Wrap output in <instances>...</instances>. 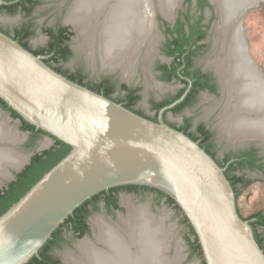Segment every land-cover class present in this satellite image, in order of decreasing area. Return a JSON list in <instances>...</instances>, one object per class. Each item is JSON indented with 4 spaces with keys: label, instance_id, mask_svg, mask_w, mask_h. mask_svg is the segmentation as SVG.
<instances>
[{
    "label": "water",
    "instance_id": "water-1",
    "mask_svg": "<svg viewBox=\"0 0 264 264\" xmlns=\"http://www.w3.org/2000/svg\"><path fill=\"white\" fill-rule=\"evenodd\" d=\"M209 1L217 16L214 29L217 22H225L228 3L222 0L221 6ZM232 1L238 7L237 1L230 4ZM251 10L239 11L233 22L240 26L234 34L241 33ZM243 34L245 43L236 47V53L231 52L232 45L237 46L233 38L226 45L223 68L230 83L242 88L245 84L252 90L256 78L251 68L258 67L263 80L264 71L251 56ZM0 98L52 140L25 153L15 148L21 140L4 146L19 153L23 162L7 169L8 177L1 180L0 189L16 180L36 153L50 149L55 138L72 147L0 216V264H27L78 207L123 185L148 186L173 198L194 227L207 264H264V250L250 222L238 212L236 193L225 169L198 142L70 80L2 32ZM251 142L264 149L258 139ZM94 232V240L85 235L75 243L79 262L83 260L82 241L98 250L105 247Z\"/></svg>",
    "mask_w": 264,
    "mask_h": 264
},
{
    "label": "flooded vegetation",
    "instance_id": "flooded-vegetation-1",
    "mask_svg": "<svg viewBox=\"0 0 264 264\" xmlns=\"http://www.w3.org/2000/svg\"><path fill=\"white\" fill-rule=\"evenodd\" d=\"M46 1L0 0V32L41 57L46 64L60 74L73 75L77 78L81 72L84 77L83 83L87 88L121 104L143 118L164 123L198 142L225 169L229 181L236 182L234 190L238 212L250 222L255 237L260 240V246L264 250V206L245 217L242 205L237 201L242 191L252 184L253 175L257 173L264 177V149L254 142L248 143L249 140L234 142L228 131L223 132L219 114L224 105L232 103L233 106L235 100L228 90L227 83L230 86V81L225 77L226 72L224 80L219 73V67L222 71L224 70L225 55L224 53L222 55V52L227 44L216 45V24L214 29L212 28L216 19L207 20L205 16V10L212 6L210 1L207 0L209 7L201 8L197 0V9L200 13L197 18H194L189 11L185 15H178L176 11L173 22L167 21L166 17L160 14L155 19V15L152 14L153 28L158 40L157 30L161 38L159 42L157 40L158 44L157 42L155 44L153 56L147 57L146 46L138 50L131 75L127 74L121 58L119 59L121 61L115 60L116 62L113 61L112 64H107L108 66L102 62L101 50L103 52L105 34L102 36V45L97 41L95 53L91 54V50L84 43V35L79 34L78 28L71 19L73 14L71 6L75 0H67L58 17L51 23L36 22L35 14ZM148 1L150 4L153 3L152 12H158V0ZM186 2L192 4V0H186ZM172 10H175V7ZM1 22L16 25L10 29ZM74 54L83 56L89 65H95L97 61L98 73L103 76L98 75V80L90 81L83 67L75 70L66 68L65 65L74 57ZM200 57H203L202 61L199 60ZM219 60L221 62L218 67ZM229 95L232 97V102L229 100ZM204 108L206 112L199 115L198 113ZM218 142H223L226 147L223 154H220L217 147ZM33 150L35 147L27 149V151ZM122 191L116 194L119 208L108 204L106 196L102 197L98 206H104L107 211L115 213L117 217V212L121 208L122 193L137 192ZM94 209L91 207V213L85 218L90 232L81 235V231L73 230L76 224H71L69 228L63 229L64 240H68L66 233L74 240L73 245L85 235L94 240L91 227V217L96 212ZM130 211L133 212L134 208ZM120 225L122 227V220ZM107 227L119 230L114 226ZM61 249V247H54L49 255L54 261L58 259L60 261L58 264H66L64 262L66 254L61 256L57 253ZM73 260L74 258H70L69 262Z\"/></svg>",
    "mask_w": 264,
    "mask_h": 264
},
{
    "label": "bare ground",
    "instance_id": "bare-ground-1",
    "mask_svg": "<svg viewBox=\"0 0 264 264\" xmlns=\"http://www.w3.org/2000/svg\"><path fill=\"white\" fill-rule=\"evenodd\" d=\"M180 1L158 0L159 13L171 21L170 17L174 11L172 9L176 8ZM211 1L218 2L222 6V0ZM225 1L228 3L224 15L225 22L216 23L217 39L215 41L216 45L227 44L228 46L233 38L237 46L232 45L231 52L236 53V47L239 49V46L245 43L242 40L244 31L242 29L241 33L234 34L240 25H236L233 21L241 14L240 10L244 11L248 7L254 9L263 0H235L238 7L233 4V1L230 4L231 0ZM152 4L148 0H75L71 19L78 28L79 34L84 35V43L89 47L92 55L95 53L97 41L101 44L102 36L105 34L103 52L101 50L102 62L110 65L113 61L116 62L115 60H122L127 74L131 75L138 50L146 46V54L149 58L158 40L151 19L152 14L156 12L155 10L152 12ZM237 55L242 56V53L238 51ZM223 61L226 63L227 58L225 57ZM220 62V60L217 61L218 67ZM253 67L251 70L255 75L256 83L252 90H249L245 84L242 88L240 85L235 86L233 82L229 83L230 86L227 83L235 103L233 106L232 103L224 105L219 119L223 132L228 131L234 142L258 139L264 145V80L258 75L256 70L258 67L254 65ZM220 69L219 73L224 80L226 71ZM234 75L235 79H239L240 76ZM229 100L232 102L231 96ZM18 141L16 133L6 128L2 122L0 124V184L1 180L8 177V168L17 167L23 162V157L19 153L4 147L8 143L16 144ZM126 203L130 204L129 201ZM95 223L97 231L94 236L105 247L98 251L88 241H82L79 249L83 254V260L79 262L74 258L75 260L70 264H168L174 262V259L166 255L170 238L168 229L164 227L163 221L154 219L147 205H138L133 212L130 211L129 215L122 219V227L120 226L119 230L105 226L99 219H96Z\"/></svg>",
    "mask_w": 264,
    "mask_h": 264
},
{
    "label": "rangeland",
    "instance_id": "rangeland-1",
    "mask_svg": "<svg viewBox=\"0 0 264 264\" xmlns=\"http://www.w3.org/2000/svg\"><path fill=\"white\" fill-rule=\"evenodd\" d=\"M66 1L67 0H47L45 2V5L38 12H36V22H40V24L51 23L56 17H58V14L61 12L60 10L64 7ZM176 11L178 12V15H185L189 11L194 18H197L200 15L197 9V0H192V4L187 3L186 0H181L178 3V6H176L173 14H171L172 22L176 17ZM158 14H160L159 11H156L154 14L155 19ZM205 16L207 20L217 19L214 7L211 6L210 8L206 9ZM158 22L159 26H161L159 19ZM2 23L3 22H1V24ZM2 25L11 29L16 24L3 23ZM243 31L245 33L251 56L264 71V0L246 15L245 19L243 20ZM157 32L160 40L161 37L159 30H157ZM199 60L202 61L203 57H200ZM97 66V61L95 62V65H89L87 60L83 58V56H80L78 54H74V57L65 65L66 68H69L71 70H75L78 67H83L88 74V78L90 81L98 80V75L103 76L102 74L98 73ZM204 110L205 108L198 114L200 115L206 112ZM2 122L4 123V126L6 128L16 133L17 139L21 140V143L15 146V148H17V151L20 153L27 152V149L30 148L27 146L30 134L21 130V121L19 119L13 118L9 111L4 110L0 106V124ZM47 141L52 140L46 135H43L37 140L33 147L37 148L45 142L48 143ZM52 146L53 142H51L49 147ZM217 147L220 151V154H223V152L226 150L223 142H218ZM251 179L252 184L247 189L242 191L240 198L237 200L242 205V210L245 213L246 217L249 216L254 210H257L264 206V177L256 173L252 176ZM126 201H129L130 205L126 204ZM120 203L121 208L117 212V217L115 216V213L107 211L102 205L95 213L92 214L91 227L93 231H97V226L95 224L96 219L102 221L105 226H114L115 228L120 229L121 225L119 227H116V224L118 223L119 225L122 218H126L128 216L130 209H135V207L138 205H147L148 210L150 209L149 212L154 217V219L156 221H163L165 228L168 229L170 238L168 241V249L166 251V255L170 259H174V262L168 264H201V259L199 257L190 255V250L186 240L187 229L181 221V217L177 214L173 207L169 206L166 203L165 199L159 198L157 192L151 190H142L130 194L122 193ZM93 223L95 224V226ZM66 237L68 240H65L61 247L62 249L57 253L61 256L66 254L64 259L65 261L69 262L70 258L73 259L75 258V256H80V253L75 249L73 245L74 240L71 238V236H69L68 233H66Z\"/></svg>",
    "mask_w": 264,
    "mask_h": 264
},
{
    "label": "trees",
    "instance_id": "trees-1",
    "mask_svg": "<svg viewBox=\"0 0 264 264\" xmlns=\"http://www.w3.org/2000/svg\"><path fill=\"white\" fill-rule=\"evenodd\" d=\"M191 1V0H188ZM198 4L201 8L208 6L209 3L207 0H198ZM183 30V29H182ZM70 80L81 84L85 87L86 84L83 83L84 77L82 73H79V77L75 76H66ZM0 106L9 111L13 118L21 120V130L28 132L30 134L29 141L27 143L28 147H33L37 140L43 136H49L41 129H37L34 125L22 119V117L13 109H11L8 104L0 98ZM72 150V147L58 139L55 138V144L50 148L46 149L40 153H36L30 162L19 174L16 176V180L9 183L8 187L0 189V216L6 213L15 203H17L23 196H25L29 190L53 167H55L62 159H64ZM252 156V154H250ZM228 177V176H227ZM229 179V178H228ZM231 182V180H230ZM233 188L235 189L236 182H231ZM127 190L128 192L142 191V190H151L157 192L160 199H165L166 203L173 207L177 214L181 217V221L187 229V245L189 247V252L191 256H197L201 259V264H207L203 257V251L199 238L195 232L194 227L189 222V219L184 215L182 209L176 203V201L168 196L166 193L143 185H123L110 188L109 190L103 191L80 207H78L73 214L66 219L52 235V237L46 242V244L41 248L39 254L35 255L27 264H58L60 262L57 260H52L49 252L54 247H62L65 242L63 237V229L69 228L71 224H76L74 226V231H81V235L88 234L90 232L89 226L86 225L85 218L90 214V208L94 207V210H98V202L102 199L103 196L108 197V204L114 205L116 208H119L117 205L116 194L119 191ZM238 197V193H237ZM257 239V238H256ZM260 244V240H258Z\"/></svg>",
    "mask_w": 264,
    "mask_h": 264
}]
</instances>
